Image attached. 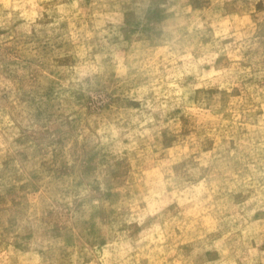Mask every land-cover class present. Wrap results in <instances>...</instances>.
<instances>
[{
	"label": "rangeland",
	"instance_id": "obj_1",
	"mask_svg": "<svg viewBox=\"0 0 264 264\" xmlns=\"http://www.w3.org/2000/svg\"><path fill=\"white\" fill-rule=\"evenodd\" d=\"M0 264H264V0H0Z\"/></svg>",
	"mask_w": 264,
	"mask_h": 264
}]
</instances>
